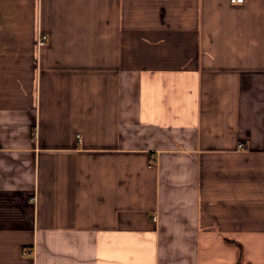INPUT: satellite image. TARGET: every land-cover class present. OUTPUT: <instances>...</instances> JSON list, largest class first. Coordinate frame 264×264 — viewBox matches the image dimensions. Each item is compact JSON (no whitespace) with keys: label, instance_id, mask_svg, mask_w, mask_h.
<instances>
[{"label":"crops","instance_id":"1","mask_svg":"<svg viewBox=\"0 0 264 264\" xmlns=\"http://www.w3.org/2000/svg\"><path fill=\"white\" fill-rule=\"evenodd\" d=\"M0 264H264V0H0Z\"/></svg>","mask_w":264,"mask_h":264},{"label":"built area","instance_id":"2","mask_svg":"<svg viewBox=\"0 0 264 264\" xmlns=\"http://www.w3.org/2000/svg\"><path fill=\"white\" fill-rule=\"evenodd\" d=\"M234 2H242L243 0H233ZM47 38V36L46 35H43L42 37H41V39H40V43L41 44H43L44 42H45V39ZM239 146L241 147V148H244V144L243 143H240L239 144Z\"/></svg>","mask_w":264,"mask_h":264}]
</instances>
